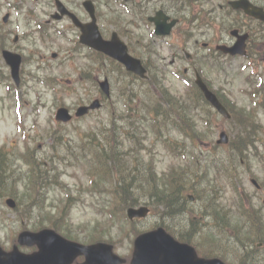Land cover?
Here are the masks:
<instances>
[{
    "label": "rangeland",
    "instance_id": "obj_1",
    "mask_svg": "<svg viewBox=\"0 0 264 264\" xmlns=\"http://www.w3.org/2000/svg\"><path fill=\"white\" fill-rule=\"evenodd\" d=\"M51 1V0H46ZM68 2L70 5H73V3H77L78 1L81 2V0H63ZM102 8H99L103 13L102 18H105V16H109L111 11L108 9V6L105 5L104 1L102 0ZM110 3V0H109ZM27 5L33 6L31 2H27ZM79 12H83V9L79 5L75 8ZM60 41V39H59ZM183 43V42H182ZM195 46L191 48V50L194 49ZM60 48H62L60 46ZM167 54V53H166ZM69 63V64H67ZM242 61L238 62H232V65L228 68V81L229 83H226V79L224 76H222V73L219 71H216L215 69H212L211 67H208L209 70V76L212 80H214V83H216L218 86L223 85L226 92L231 96V98L238 102L240 105H246L249 102V98L242 92V89L247 87L246 83L244 82V74L241 73L238 68ZM51 68L49 71L54 72V76L57 79H60V86L58 87L61 92H59V97H64V100L67 103V105L71 106V104L75 105L79 101V99L83 96L86 99H89L96 95V91L94 89V85L92 84L91 76L86 74H80L81 69L80 67L84 68L87 67V65H90V61L88 60H80L78 62L73 63L71 59H67L65 57H60L56 61H51ZM74 66V67H73ZM28 67L33 69L34 66L32 64H28ZM83 70V69H82ZM80 72V73H77ZM248 71H246L247 73ZM7 73V71H5ZM113 85L115 86L116 93L113 97L114 101L119 102L118 97L119 94H121L120 90L118 89L119 85H130L132 88H134L135 91L144 92L148 88V84L139 82L135 79L125 78L123 81H121V84L115 83V78H112ZM170 86H172L173 90L181 91V87L178 84L177 81L174 79L172 80L170 78L169 80ZM38 90L40 91V98H38V94H35L34 92L30 93V96L26 98V106L23 108L24 112L27 114V127L30 130V136L31 138L29 140H24L21 138V135L16 131L15 127V117L13 112V106L14 102L13 99L5 94L3 87H0V94H2L1 102H0V147L2 148V152H6L5 159L3 160V168L8 167L9 163L12 162L13 157L16 158V166L18 168H22L23 170H27V166L25 165L23 160L21 159V153L17 151V149L22 150L25 147V144L28 143L29 145L27 147H30V149L35 148L34 153L44 159L47 155L51 152V145L53 143L52 140H49L46 136V131L50 127L52 129L54 128V91L50 88L46 87L45 85H42V83L39 82ZM68 86V88H67ZM88 94V95H86ZM26 96V95H25ZM44 102V103H43ZM119 110L122 109V104H118ZM248 108V106H247ZM249 110V108H248ZM107 113H109V109H103L102 114L97 115V113L91 115L83 124H74L72 126L68 127L70 134H76L77 130L79 128H85L88 125H93L99 118H102V116H107ZM259 119L264 125V111L260 110L258 114V121ZM35 120H39L40 122V131L38 135H35V131L31 132L32 124ZM260 122V121H259ZM213 123H216L219 128H224L228 131V133L233 132L232 125L236 128H240L241 123L239 118L231 124L228 121L224 120H214ZM121 123H118L120 125ZM200 127L202 125L200 124ZM203 129L205 127H202ZM262 132H264V128L262 129ZM101 138L103 136L99 135ZM218 138V130H216L211 137L204 139V143H202L198 147L199 152L202 153V157H206L208 152H213L214 147L211 146L212 142H214ZM3 146V147H2ZM40 146V147H39ZM40 148V149H39ZM213 148V149H212ZM27 149V148H26ZM25 149V150H26ZM24 150V151H25ZM221 151V150H219ZM199 152H195L196 154H199ZM225 154L222 156V159L225 161L228 159V151H224ZM155 160L157 161L158 165V171H163L167 169L172 163L177 164L181 162L184 163L183 159L181 158H174L173 156L168 154V151L163 147H158L155 152ZM7 162H6V161ZM252 165L253 172L259 176L258 179L259 182L264 180V169L260 165L259 162L252 159V161L249 163ZM61 169H63V166H60ZM85 167L75 168V169H67L65 171V175L63 180L67 182L68 189H70L73 192V195L77 196L79 199L80 194L85 197L87 200L86 203H80L77 205L71 214V223L73 224V230L74 234L79 235L81 239H86L85 232L81 228H87L91 229L92 226L95 224L96 221L100 222H108V225L111 223L108 221V215L107 213H98L95 211L94 208H101V203H98L97 201L100 200L98 195H95L93 197H89L86 193L81 192L85 190V184L88 183L87 176L84 174ZM237 173H231V176H238V178L233 179V187L241 186L245 188V191L248 192L249 196L253 197L254 200H256V203L259 202V199L257 197L261 196V192H257L255 186L251 182L252 175L245 169H242V167H239L237 169ZM244 171V172H243ZM1 176V171H0ZM11 173L7 172L4 174V178L10 179ZM11 187V191L14 192V186L9 185ZM5 187V184H3V188ZM20 189V188H19ZM50 193L48 195L49 202L52 200L54 202H58L63 204V197L66 195L65 192L60 193L56 188H53L52 190H49ZM221 199L226 203L227 206H230V204L234 203L236 201L233 195V193L228 189L226 193H221ZM7 197V196H5ZM92 201L96 202V206H92ZM204 200H199L198 202L194 204H190L188 206V209L186 210L185 214L176 216L172 219V224L170 225L171 228L175 231L172 232L176 237L180 238L181 236L187 237L191 239V242L194 244H197L199 248L203 251L204 256L209 257H224L226 258V261L229 264H242L244 262L245 264H257L256 261L260 259L258 264H264V248H260L258 250L255 249V247H249L248 253L245 254L237 248V246L234 244V238L229 237L227 234L223 233L222 231L218 229L211 228V226L207 225V222L203 220H199V217L201 215L200 209L201 206L204 205ZM47 205H49L47 203ZM2 211L4 214V218L2 220ZM236 218H239V216H236ZM37 219V212H25L24 208H21L18 212H12L9 208H7L0 199V239L4 243H8L11 245V240H7V233L15 231L17 232L21 227H33L34 222ZM161 212L160 211H154L153 215L151 214L147 219L139 220V222H136V227L139 230H146L150 229L153 225H155L158 222H161ZM126 231H130V226H125ZM114 233H120V236L124 234V231L121 227L112 229ZM246 233H248L247 229H244ZM249 236V234H248ZM117 247H119V253L121 255H128L129 254V248L131 249L132 243L129 241L128 238H125L123 240L122 244H116ZM201 246V247H200ZM30 250V247H24L23 250ZM244 254V259H243Z\"/></svg>",
    "mask_w": 264,
    "mask_h": 264
},
{
    "label": "water",
    "instance_id": "obj_2",
    "mask_svg": "<svg viewBox=\"0 0 264 264\" xmlns=\"http://www.w3.org/2000/svg\"><path fill=\"white\" fill-rule=\"evenodd\" d=\"M32 236V235H29ZM40 238L41 252L36 256H20L12 254L8 261H1L0 264H69L74 257L84 253L87 256V264H119L120 260L109 257L111 248L105 244L83 247L76 243L66 242L64 239L51 231H44L41 234L33 235ZM136 257L133 264H154L164 260L170 264L178 263L182 258L187 260L194 258L193 250L183 244L174 241L163 230L148 234L138 240ZM1 255V253H0ZM189 258V259H188ZM60 260V261H59ZM168 263V264H169ZM187 264H192L189 261ZM193 264H224L219 260L193 261Z\"/></svg>",
    "mask_w": 264,
    "mask_h": 264
},
{
    "label": "flooded vegetation",
    "instance_id": "obj_3",
    "mask_svg": "<svg viewBox=\"0 0 264 264\" xmlns=\"http://www.w3.org/2000/svg\"><path fill=\"white\" fill-rule=\"evenodd\" d=\"M193 0H135L132 1V5L134 9H139L140 14L137 16V21L140 20L141 18H145L144 20H140L139 23L141 25L145 24H151V22L148 20L149 19V14L151 12H158V10L164 11L171 15L172 17H177L178 15L181 16L182 18V7H184L188 2H192ZM261 4L264 5V0H255ZM174 2L177 4V2L180 4V7L176 9V5L174 7ZM154 9V11H153ZM155 13V14H156ZM238 13V17H239ZM152 16V15H151ZM150 16V17H151ZM227 16V15H226ZM244 19H240L237 23L241 26H246L248 24H255L257 26H260L261 23L252 19L251 17H248L246 15L243 16ZM249 26V25H248ZM130 36V34H129ZM10 37L8 35H4L3 38H1L0 45H5L6 41ZM259 49H261L259 47Z\"/></svg>",
    "mask_w": 264,
    "mask_h": 264
},
{
    "label": "trees",
    "instance_id": "obj_4",
    "mask_svg": "<svg viewBox=\"0 0 264 264\" xmlns=\"http://www.w3.org/2000/svg\"><path fill=\"white\" fill-rule=\"evenodd\" d=\"M242 140H243V139H242L241 137H238V138L235 139L234 143H236V144H237V143H238V144H239V143H241V144L243 143V144H246V145H247L248 140H245V141H244V140L242 141ZM231 144H232V143H231Z\"/></svg>",
    "mask_w": 264,
    "mask_h": 264
}]
</instances>
